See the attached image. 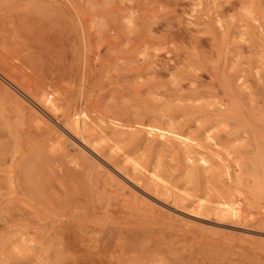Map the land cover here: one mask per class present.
Listing matches in <instances>:
<instances>
[{
    "label": "rangeland",
    "instance_id": "1",
    "mask_svg": "<svg viewBox=\"0 0 264 264\" xmlns=\"http://www.w3.org/2000/svg\"><path fill=\"white\" fill-rule=\"evenodd\" d=\"M0 264H264V0H0Z\"/></svg>",
    "mask_w": 264,
    "mask_h": 264
},
{
    "label": "bare ground",
    "instance_id": "2",
    "mask_svg": "<svg viewBox=\"0 0 264 264\" xmlns=\"http://www.w3.org/2000/svg\"><path fill=\"white\" fill-rule=\"evenodd\" d=\"M43 101V100H42ZM49 102V103H48ZM53 101H51L49 98H46V103H48V105H50ZM58 103V102H57ZM58 105H56L55 103L52 104V109L55 111H58L59 108L57 107ZM56 113V112H55ZM45 114V113H44ZM53 115V114H52ZM54 118V117H53ZM41 120V119H40ZM51 122V121H50ZM54 122V121H53ZM92 122V119L89 115L85 114L84 112H78V113H75V115L73 116V119H72V123L74 125V128H76L82 135H84L85 133V128L87 126L88 123H91ZM92 124V123H91ZM49 131V130H48ZM137 166L135 167H139L138 164H136ZM140 168V167H139ZM158 178V177H156ZM159 181L161 182H164L162 179H158ZM223 209L234 215V216H237L242 214L243 211V208L240 206V205H227L225 204V206L223 207ZM224 211V212H225ZM223 212V211H221ZM222 214V213H221ZM244 214V213H243ZM223 216V214H222ZM225 217V216H224ZM229 217V216H227ZM231 217V216H230ZM229 217V218H230ZM240 217V216H239Z\"/></svg>",
    "mask_w": 264,
    "mask_h": 264
}]
</instances>
